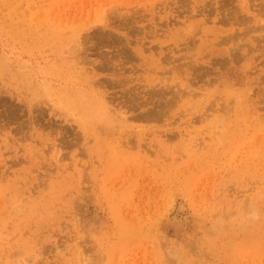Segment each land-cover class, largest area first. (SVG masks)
<instances>
[{
	"label": "rangeland",
	"instance_id": "rangeland-1",
	"mask_svg": "<svg viewBox=\"0 0 264 264\" xmlns=\"http://www.w3.org/2000/svg\"><path fill=\"white\" fill-rule=\"evenodd\" d=\"M0 154V264H264V0H0Z\"/></svg>",
	"mask_w": 264,
	"mask_h": 264
},
{
	"label": "bare ground",
	"instance_id": "bare-ground-1",
	"mask_svg": "<svg viewBox=\"0 0 264 264\" xmlns=\"http://www.w3.org/2000/svg\"><path fill=\"white\" fill-rule=\"evenodd\" d=\"M181 4H182V3H181ZM248 6H249V5H248ZM248 6H247V7H248ZM218 7H219V6H218ZM246 9H248V8H246ZM226 12H227V11H226ZM226 15H228V14H226ZM228 17H230V16H228ZM222 18H223V17H222ZM227 19H228V18H227ZM230 19H231V18H230ZM104 21H105V20H104ZM225 21H226V20H225ZM226 22H227V21H226ZM233 22H234V21H233ZM247 24H248V23H247ZM259 25H260V24H259ZM244 26H245V25H244ZM247 27H248V26H247ZM247 27H246V28H247ZM246 28H245V29H246ZM161 29H162V28H161ZM251 29H252V28H251ZM247 30H248V29H247ZM161 31H162V30H161ZM234 34H235V32H234ZM227 35H228V34H227ZM238 35H239V34H238ZM239 37H240V36H239ZM261 37H262V36H261ZM223 39H224V38H223ZM228 39H229V37H228ZM235 39H236V38H235ZM224 41H225V40H224ZM233 41H234V40H233ZM217 42H218V41H217ZM238 42H239V41H238ZM223 43H224V42H223ZM245 46H247V45H245ZM70 49H71V48H70ZM73 50H74V49H73ZM236 52H237V50H236ZM164 57H165V56H164ZM180 58H181V57H180ZM174 59H175V58H174ZM74 62H75V61H74ZM165 63H166V62H165ZM80 69H81V67H80ZM80 69H79V70H80ZM204 73H205V72H204ZM212 73H213V72H212ZM194 74H195V73H194ZM42 83H43V82H42ZM157 91H158V90H157ZM83 94H84V93H83ZM152 94H153V93H152ZM92 96H93V95H92ZM19 100H20V99H19ZM128 100H129V99H128ZM88 101H89V100H88ZM131 101H132V100H131ZM159 101H161V100H159ZM20 102H21V101H20ZM14 106H15V105H14ZM158 106H159V105H158ZM32 108H33V107H32ZM32 110H33V109H32ZM34 111H35V110H34ZM151 111H152V110H151ZM7 115H8V113H7ZM7 115H6V117H7ZM13 117H14V116H13ZM93 117H94V116H93ZM125 117H126V116H125ZM126 118H127V117H126ZM102 121H103V120H102ZM33 123H34V122H33ZM3 125H4V124H3ZM23 127H24V126H23ZM16 132H17V131H16ZM66 132H67V131H66ZM49 133H50V132H49ZM1 134H2V133H1ZM75 136H77V135H75ZM258 137H259V136H258ZM258 137H257V138H258ZM258 142H259V141H258ZM258 142H257V143H258ZM258 144H259V143H258ZM57 146H58V145H57ZM258 151H259V150H258ZM254 152H255V151L253 150V154H254ZM1 154H2V153H1ZM1 154H0V155H1ZM254 155H255V154H254ZM39 184H40V183H39ZM247 201H248V200H247ZM82 203H83V202H82ZM245 204H246V203H245ZM247 205H248V204H247ZM15 209H17V208H15ZM179 210L181 211V209H178V212H179ZM253 213H254V211H253ZM245 215H246V214H245ZM247 215H248V213H247ZM251 215H252V214H251ZM216 216H217V215H216ZM213 219H214V218H213ZM78 221H79V220H78ZM173 221H174V220H173Z\"/></svg>",
	"mask_w": 264,
	"mask_h": 264
}]
</instances>
